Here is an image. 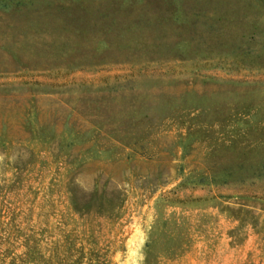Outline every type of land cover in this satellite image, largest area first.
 I'll list each match as a JSON object with an SVG mask.
<instances>
[{
	"label": "rangeland",
	"instance_id": "obj_1",
	"mask_svg": "<svg viewBox=\"0 0 264 264\" xmlns=\"http://www.w3.org/2000/svg\"><path fill=\"white\" fill-rule=\"evenodd\" d=\"M0 264H264V0H0Z\"/></svg>",
	"mask_w": 264,
	"mask_h": 264
}]
</instances>
